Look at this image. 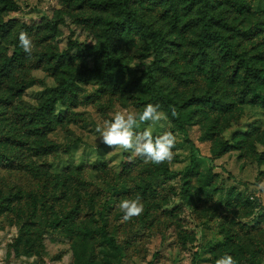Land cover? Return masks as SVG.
<instances>
[{"label":"rangeland","instance_id":"obj_1","mask_svg":"<svg viewBox=\"0 0 264 264\" xmlns=\"http://www.w3.org/2000/svg\"><path fill=\"white\" fill-rule=\"evenodd\" d=\"M12 1L16 10L0 6V25L2 21L11 24L0 33V66L15 49L20 62L7 78L0 79V97L11 100L0 107V136L15 135L28 141L29 127L21 112L38 109L62 80L75 78L71 94L56 106L55 130L30 139L33 146L55 145L57 152L37 157L26 149L15 152L23 164L31 163L45 177L62 176L72 185L82 179L90 189L98 190L92 217L96 223L89 217L81 229L97 230L102 225L98 214L104 208L109 231L121 249H87L85 264H191L195 252L199 254L197 264H214L216 246L235 223L264 229V189L257 187L264 182V160L262 164L255 160L264 155V106L238 102L241 86L224 79L227 66L219 69L216 79L210 77L208 66L198 70L193 57L199 31L197 15L184 10L183 0H131L139 22L164 37L159 85L172 100L191 103L187 135L169 116L166 129L153 127L154 135L170 130L177 136L174 159L158 166L122 149L108 148L95 131L116 112L138 115L144 108L146 95L141 87L153 57L140 26L127 27L115 37V55L126 66L119 84L112 80L102 83L95 74L78 76L101 65L93 56L79 54L77 46L101 43L105 22L120 16L118 0ZM213 1L224 18L241 28L262 27L252 40L241 42V51L258 55L264 65V0H243L251 11L245 16L233 12L227 0ZM98 3L107 6L100 8ZM21 25L32 29L25 31L34 42L31 57L19 46ZM133 83L137 86L131 89ZM203 95H225L231 110L220 113L193 105L194 98ZM187 139L201 153L197 175L187 173L191 165ZM21 166H0L2 197L19 192L26 197L41 190L43 182ZM145 184L150 189L144 198L137 186ZM137 194L144 203L143 214L122 221L118 204ZM239 194L244 200L236 206ZM245 201L251 204L247 206ZM11 209L0 216V264H77L72 240L49 229L44 215L31 217L42 234L34 246L38 254L18 256L14 244L24 224L21 217L31 215L33 208L24 200Z\"/></svg>","mask_w":264,"mask_h":264},{"label":"trees","instance_id":"obj_2","mask_svg":"<svg viewBox=\"0 0 264 264\" xmlns=\"http://www.w3.org/2000/svg\"><path fill=\"white\" fill-rule=\"evenodd\" d=\"M183 2L186 12L195 11L197 15L199 31L195 41L197 51L193 53V57L197 61L195 66L198 70L208 66L210 77L216 79L220 75L219 69L222 66H227L228 73L224 79L231 84L241 86L239 94L236 96L238 102L243 105L250 103L254 106H264V65H260L258 55L251 56L241 51V42L252 40L263 31L262 27L241 28L234 21H229L223 17V12L218 11L219 7L213 0H183ZM227 4L233 8V12L239 15L245 16L251 12L243 0H227ZM116 5L119 8L120 16L117 19L105 22L101 34V43L92 46H77L79 54L93 56L96 60L101 61V65L88 69L78 76L95 74L102 83L112 80L119 84V79L122 77L126 66L115 55L114 40L121 31L123 32L127 27L130 28V26L138 24L148 40L147 50L150 51L153 57L147 70V77L141 87L146 95L143 105L145 107L148 103L159 104L161 109L170 117L172 123L187 135L186 126L192 118V112L187 111V109L191 106V103L181 104L167 97L162 86L158 83V74L162 67L165 49L162 33L153 30L147 24L139 22L137 13L131 7V0H118ZM0 6L7 10L17 9L12 0H0ZM97 6L105 8L107 4L98 3ZM7 27L10 28L11 24L2 21L0 33ZM20 27V32L32 30L26 25ZM17 45L18 42L16 41L15 46ZM16 50L11 57H6L2 61L0 79L7 78L11 69L15 67L16 63L20 62ZM74 81L75 78L62 80L38 109L21 112V117L29 127L28 133L30 136L28 141L15 135L0 136V166L14 168L17 164H21V167L25 166V169L27 168L30 173L43 182L39 192H32L26 197L20 192L17 195L10 193L4 197L0 193V216L11 211L13 204L17 201L27 200V202L32 203L33 213L21 217L24 224L21 225L20 235L14 244V251L18 256L38 254L34 251V246L42 238V234L36 229L37 224L31 221V217L36 218L38 215L46 217L49 229L60 231L72 240L73 247L78 253L77 264H85L87 249H121L117 245L113 233L109 231L104 208L98 214L102 225L97 230L90 231L88 227L87 229H81V225L87 222L85 220L89 217L92 220L93 208L96 206L95 202L98 199V190L90 189L89 185L83 183L82 179L78 180V185H72L62 176L49 174L45 177L46 174L42 175L41 171L32 166L31 163L23 164V161L18 158L15 152L26 149L31 152L29 155L33 157L57 152L58 147L55 145L33 146L30 139L31 137L47 135L55 130L54 115L56 106L64 100L67 94H71L72 87L75 84ZM129 86L133 89L137 84L133 83ZM193 101L192 103L195 106L204 105L220 113H228L231 110V104L225 95L220 97L203 95L195 97ZM9 104H11L10 99L5 96L0 97V107ZM170 105L177 109L178 118L171 115ZM186 142L191 152V165L187 168V173L197 175L199 171L197 158L201 153L193 142L188 139ZM236 145L238 146L237 143ZM255 160L262 164L264 155L255 157ZM206 186L207 182L203 187L204 191H206ZM137 188L145 198L150 186H146V184L138 185ZM95 191L97 192L95 193ZM114 192L117 195L121 194L118 190H114ZM236 200L235 205L240 206L244 199L239 194ZM245 202L247 206L251 204L249 201ZM91 222L96 223L94 219ZM227 232L223 242L216 246V252L213 256L214 264L215 260L224 254L232 255L238 264L264 263V229L262 227L258 225L251 227L242 223H235V227ZM21 247L23 251H21ZM198 260L199 254L195 252L191 264H197ZM87 264H90V262Z\"/></svg>","mask_w":264,"mask_h":264},{"label":"clouds","instance_id":"obj_3","mask_svg":"<svg viewBox=\"0 0 264 264\" xmlns=\"http://www.w3.org/2000/svg\"><path fill=\"white\" fill-rule=\"evenodd\" d=\"M19 46L23 52L31 57L34 42L30 35L21 31L18 36ZM171 115L178 118L179 113L174 106H169ZM168 115L161 110L159 104L148 103L141 113L116 112L110 120H105L103 125H97L95 131L99 133L101 142L110 149H122L140 157L145 163L161 165L170 163L174 159L173 149L176 147L177 136L170 130L160 134H153V127L166 129ZM141 125H147L143 130H138ZM264 189V182L258 186ZM122 211V221L127 222L134 217H139L144 212L142 197L137 194L134 199H123L118 204ZM215 264H238L230 254H224L215 260Z\"/></svg>","mask_w":264,"mask_h":264}]
</instances>
